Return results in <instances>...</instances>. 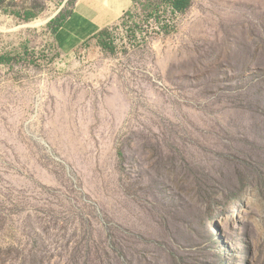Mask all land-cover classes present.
Listing matches in <instances>:
<instances>
[{"label": "rangeland", "instance_id": "374dc122", "mask_svg": "<svg viewBox=\"0 0 264 264\" xmlns=\"http://www.w3.org/2000/svg\"><path fill=\"white\" fill-rule=\"evenodd\" d=\"M77 1L0 5V264H264V0Z\"/></svg>", "mask_w": 264, "mask_h": 264}, {"label": "crops", "instance_id": "0c3cea01", "mask_svg": "<svg viewBox=\"0 0 264 264\" xmlns=\"http://www.w3.org/2000/svg\"><path fill=\"white\" fill-rule=\"evenodd\" d=\"M75 12L59 32L66 44H78L114 26L132 9V0H78Z\"/></svg>", "mask_w": 264, "mask_h": 264}, {"label": "trees", "instance_id": "16d2710c", "mask_svg": "<svg viewBox=\"0 0 264 264\" xmlns=\"http://www.w3.org/2000/svg\"><path fill=\"white\" fill-rule=\"evenodd\" d=\"M6 0H0V5H3ZM167 3V8L172 9V12L174 15L176 14H182L186 13L189 9H191L193 5V0H164ZM156 8H162V5L156 7ZM156 12V11H155ZM131 13H127L126 15H130ZM170 27H166L163 30L169 31ZM0 63L4 60V57H1L0 55Z\"/></svg>", "mask_w": 264, "mask_h": 264}, {"label": "bare ground", "instance_id": "6f19581e", "mask_svg": "<svg viewBox=\"0 0 264 264\" xmlns=\"http://www.w3.org/2000/svg\"><path fill=\"white\" fill-rule=\"evenodd\" d=\"M55 15H56V14H55ZM55 15H54V16H55ZM54 16H53V17H54ZM53 17H51V18L49 19V21H50ZM49 21H48V22H49ZM48 22H47V23H48Z\"/></svg>", "mask_w": 264, "mask_h": 264}]
</instances>
